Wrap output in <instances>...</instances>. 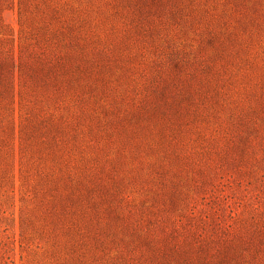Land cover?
Returning <instances> with one entry per match:
<instances>
[{"label":"rangeland","instance_id":"rangeland-1","mask_svg":"<svg viewBox=\"0 0 264 264\" xmlns=\"http://www.w3.org/2000/svg\"><path fill=\"white\" fill-rule=\"evenodd\" d=\"M22 1L0 264H264V0Z\"/></svg>","mask_w":264,"mask_h":264},{"label":"trees","instance_id":"trees-1","mask_svg":"<svg viewBox=\"0 0 264 264\" xmlns=\"http://www.w3.org/2000/svg\"><path fill=\"white\" fill-rule=\"evenodd\" d=\"M22 0H19V8L21 15V24L23 25V5ZM4 3V0H0V10ZM7 34L3 32V23H2V15L0 14V51H4L7 49L4 48V41L7 40ZM9 50V49H8ZM16 63H14L13 71L8 68L6 71H0V109H7L9 106V101L11 100V96L13 95V73L15 69Z\"/></svg>","mask_w":264,"mask_h":264}]
</instances>
